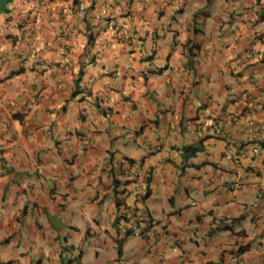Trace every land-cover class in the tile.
Here are the masks:
<instances>
[{
	"label": "crops",
	"instance_id": "crops-1",
	"mask_svg": "<svg viewBox=\"0 0 264 264\" xmlns=\"http://www.w3.org/2000/svg\"><path fill=\"white\" fill-rule=\"evenodd\" d=\"M9 9L0 264H264V0Z\"/></svg>",
	"mask_w": 264,
	"mask_h": 264
},
{
	"label": "trees",
	"instance_id": "trees-1",
	"mask_svg": "<svg viewBox=\"0 0 264 264\" xmlns=\"http://www.w3.org/2000/svg\"><path fill=\"white\" fill-rule=\"evenodd\" d=\"M13 3V0H0V16L3 15V16H8L9 15V12H10V9L9 7L11 6V4ZM185 153H187V156H194L196 155L197 153L201 152V148L200 147H194V148H188V149H185L184 150ZM124 160V164H127V162L130 164L131 162L129 160ZM119 165V164H118ZM123 165H119L117 166V170L120 171L122 170V166ZM112 170V169H111ZM120 173V172H118ZM114 184H117L118 182L114 181L113 182Z\"/></svg>",
	"mask_w": 264,
	"mask_h": 264
},
{
	"label": "clouds",
	"instance_id": "clouds-1",
	"mask_svg": "<svg viewBox=\"0 0 264 264\" xmlns=\"http://www.w3.org/2000/svg\"><path fill=\"white\" fill-rule=\"evenodd\" d=\"M79 8H82V11H80V9ZM78 12L80 13V14H82V12H84V8L82 7V6H79L78 7ZM123 160V159H122ZM143 194H146L145 192L143 193ZM132 231V234L134 235V236H140V231L138 230V228H136V227H133V229L131 230Z\"/></svg>",
	"mask_w": 264,
	"mask_h": 264
},
{
	"label": "built area",
	"instance_id": "built-area-1",
	"mask_svg": "<svg viewBox=\"0 0 264 264\" xmlns=\"http://www.w3.org/2000/svg\"><path fill=\"white\" fill-rule=\"evenodd\" d=\"M80 9V11H82V8H79ZM252 58V55L251 54H248L247 55V57H246V60H248V59H251ZM232 120H235V118H232ZM252 152L253 153H256L257 152V149L256 150H252ZM227 158H230L229 156H227ZM125 162H124V160H120L119 161V165H123Z\"/></svg>",
	"mask_w": 264,
	"mask_h": 264
},
{
	"label": "rangeland",
	"instance_id": "rangeland-1",
	"mask_svg": "<svg viewBox=\"0 0 264 264\" xmlns=\"http://www.w3.org/2000/svg\"><path fill=\"white\" fill-rule=\"evenodd\" d=\"M121 153H124L125 154V151L121 152Z\"/></svg>",
	"mask_w": 264,
	"mask_h": 264
}]
</instances>
